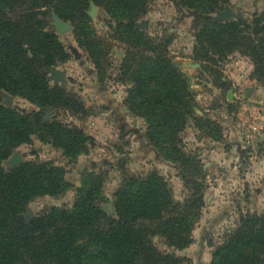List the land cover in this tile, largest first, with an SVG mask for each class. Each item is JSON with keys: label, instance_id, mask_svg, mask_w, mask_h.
Segmentation results:
<instances>
[{"label": "trees", "instance_id": "trees-1", "mask_svg": "<svg viewBox=\"0 0 264 264\" xmlns=\"http://www.w3.org/2000/svg\"><path fill=\"white\" fill-rule=\"evenodd\" d=\"M167 1L198 11L201 24L194 34L193 56L201 68L239 54L250 59L252 77L264 87V11L217 21L211 14L229 0ZM91 3L114 21V34L128 46L119 64V79L127 84L125 103L145 121L149 144L177 165L186 193L182 202L176 201L155 170L126 177L114 192L110 215L100 207L107 201L104 178L89 172L75 189L70 209L52 206L26 221L22 214L33 199L59 195L70 184L51 161H26L8 172L2 161L33 134L67 157L86 153L88 141L75 127L42 121L46 107L74 115L82 110L75 95L49 86L46 70L68 54L57 34L45 29L44 17L54 11L72 24L78 45L103 80L108 63L89 24ZM148 5L149 0H0V264H181L176 251L193 242L205 194L202 163L184 149L181 133L192 125L213 140L221 137L214 120L196 113L188 79L169 58L170 38L136 27ZM2 92L27 99L38 110L25 115L7 108ZM156 236L165 250L153 242ZM210 264H264V210L241 213L234 230L215 246Z\"/></svg>", "mask_w": 264, "mask_h": 264}, {"label": "rangeland", "instance_id": "rangeland-1", "mask_svg": "<svg viewBox=\"0 0 264 264\" xmlns=\"http://www.w3.org/2000/svg\"><path fill=\"white\" fill-rule=\"evenodd\" d=\"M225 6L249 18L254 12L264 11V0H229L211 17L216 20ZM87 14L108 63L103 80H99L88 53L78 45L72 24L61 19L68 30L59 33L54 11L44 17L45 29L57 34L68 54L64 62L46 70L49 86L75 95L82 110L74 115L46 107L42 121L58 120L75 127L88 136V141L86 153L67 157L61 149L42 143L33 134L29 143L17 146L2 161L5 172L26 161H51L63 169L70 184L59 195L33 199L22 214L26 221L52 206L70 209L75 189L89 172L104 178L102 194L107 201L100 207L110 215L114 214V192L126 177L144 176L155 170L166 179L176 201L182 202L186 193L177 165L166 161L149 144L145 121L132 114L125 103L127 84L119 79V64L128 50L127 44L114 34L115 23L102 8L90 4ZM225 20L228 19L221 21ZM138 23L139 29L151 35L170 38L169 58L188 79L195 95L196 113L219 126L220 140L203 135L192 125L181 133L184 149L196 154L202 163L205 194L198 229L192 236L195 243L176 251V255L182 259L181 264H210L212 251L234 230L240 214L264 210V87L252 77L250 59L239 54L219 59L215 65L210 63L209 69L200 67L193 48L201 20L199 16L195 25L193 10L178 9L167 0H149L147 13ZM52 70L64 74V80L55 79ZM2 97V105L21 114L30 115L38 110L20 96L2 92ZM153 242L160 250L166 249L161 238L156 236Z\"/></svg>", "mask_w": 264, "mask_h": 264}, {"label": "water", "instance_id": "water-1", "mask_svg": "<svg viewBox=\"0 0 264 264\" xmlns=\"http://www.w3.org/2000/svg\"><path fill=\"white\" fill-rule=\"evenodd\" d=\"M91 4H93V3H91ZM193 15L195 17V25H198V18H199L198 12L196 10H193ZM235 16H236V14L232 11V9L229 8L228 6H225L224 11L218 13V18L216 20L221 21L223 18L229 19V18H233ZM61 21L62 20L59 17H56V26H57V31L59 33H63L66 30H68V28H66ZM136 27L140 28L139 23L136 24ZM51 72L54 74L53 77L55 79L61 78L62 80H64V74L57 72V71H54V70H52ZM228 98H230V99L232 98L231 93L228 94ZM7 99L9 102L10 100L8 97H7ZM15 157H16V159L20 160V156H18L17 154H15Z\"/></svg>", "mask_w": 264, "mask_h": 264}, {"label": "crops", "instance_id": "crops-1", "mask_svg": "<svg viewBox=\"0 0 264 264\" xmlns=\"http://www.w3.org/2000/svg\"><path fill=\"white\" fill-rule=\"evenodd\" d=\"M251 67H252V66L250 65V70H251ZM260 163H261V160H260ZM198 225H199V224H197V225L195 226V228L193 229V231H192V236H193V237H195V231H196V229H198ZM194 243H195V242H194ZM194 243L192 242V244H194Z\"/></svg>", "mask_w": 264, "mask_h": 264}]
</instances>
